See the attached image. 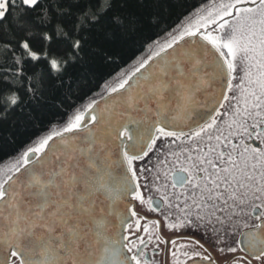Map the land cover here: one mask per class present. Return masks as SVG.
Masks as SVG:
<instances>
[{
    "label": "snow or ice",
    "instance_id": "snow-or-ice-1",
    "mask_svg": "<svg viewBox=\"0 0 264 264\" xmlns=\"http://www.w3.org/2000/svg\"><path fill=\"white\" fill-rule=\"evenodd\" d=\"M264 264V0H0V264Z\"/></svg>",
    "mask_w": 264,
    "mask_h": 264
},
{
    "label": "flooded vegetation",
    "instance_id": "flooded-vegetation-1",
    "mask_svg": "<svg viewBox=\"0 0 264 264\" xmlns=\"http://www.w3.org/2000/svg\"><path fill=\"white\" fill-rule=\"evenodd\" d=\"M159 260H160V264H163V261H164V256H163V254H161V256L159 257Z\"/></svg>",
    "mask_w": 264,
    "mask_h": 264
}]
</instances>
